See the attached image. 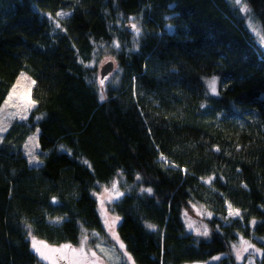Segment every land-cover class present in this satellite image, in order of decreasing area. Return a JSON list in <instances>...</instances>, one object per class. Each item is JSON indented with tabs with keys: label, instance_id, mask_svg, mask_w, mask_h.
<instances>
[{
	"label": "trees",
	"instance_id": "16d2710c",
	"mask_svg": "<svg viewBox=\"0 0 264 264\" xmlns=\"http://www.w3.org/2000/svg\"><path fill=\"white\" fill-rule=\"evenodd\" d=\"M243 1L264 31V0ZM104 55L115 70L100 88ZM21 72L37 103L0 141V264L39 261L29 225L51 244L103 231L96 193L119 172L129 188L109 208L136 264H244L239 237L264 248V47L235 0H0V106ZM192 201L210 237L187 230Z\"/></svg>",
	"mask_w": 264,
	"mask_h": 264
},
{
	"label": "rangeland",
	"instance_id": "374dc122",
	"mask_svg": "<svg viewBox=\"0 0 264 264\" xmlns=\"http://www.w3.org/2000/svg\"><path fill=\"white\" fill-rule=\"evenodd\" d=\"M240 6H241V9H243L244 6L247 7L248 11L245 12V11L242 10V12L245 15H247V20H248L249 26L254 31V33H255V35L257 37L258 43L262 47H264V31L261 28L260 23L258 21H256L255 19H253L250 16L249 8L244 3L243 0L241 2ZM59 12L70 13L69 10H59L57 13H59ZM58 17H60V16H58ZM64 17H66V16H63V17H60V18H64ZM108 60H114V58H112L110 55H104L103 58L101 59L99 65H98V68L100 69L101 65H103V63L106 62V61H108ZM113 70H115V68ZM21 73L26 74L27 77H30L31 80H33V78L31 76H29L27 73H25V72H21ZM111 76H112V72L109 73V74H107L104 78H101L100 75H99V73H97V80H98V83H99L100 88H102L106 84V82L109 79L112 78ZM209 78H211V77H208L207 79H209ZM101 80H104L103 85L100 84V81ZM18 81H19V84H17ZM14 85L17 86V92L18 93L24 94V93L27 92V89H28V87L30 85V81L21 78V74H19V76L17 77V79L14 82L13 86ZM13 86L11 87L9 93L11 92ZM32 87L33 86H31V95H32ZM9 93H8V95H9ZM8 95H7V97H8ZM7 97H6V99H7ZM5 100L3 101V103L1 104L0 107H2L4 105ZM32 109L26 113L27 117L30 115V112L32 111ZM17 111H19L21 113V115L24 114L22 107H20V108H11V107H9L7 109V112L6 113H0V126L6 125L7 128H8L9 125H10V123L14 119L22 120L20 118V116H16L15 118H12L11 116H8L7 115V113H12V112H17ZM39 131H40L39 128H36L33 132H31L27 136V139L25 140V142L23 144V152L27 156V158L29 160V163H30L31 157H30L29 151L25 147V145L27 144V145H29V147H31V144L29 142V138L30 137H34V136L36 137V140L38 141V147L35 148L34 154H35L36 157H38V160H39V163L38 164H41L42 163V160L38 156V151L40 149V146H39ZM5 132L6 131L0 132V138L3 137V135H4ZM1 140L2 139H0V141ZM32 164L37 165V163H32ZM121 175L123 176V174L121 172H119L118 175L114 176V178L110 182L104 184L102 186V188L96 193V197H97V200H98V206H99V213H100V216H101V219H102V224H103V231H101V232H98V231L88 232V231H85L84 230L83 233L81 234L80 240L77 243H75V244H71V243L51 244L49 242H46L43 239H40V238L36 237L33 234L32 235L35 236L38 240L45 241L50 246L59 247L60 245H63V244H70L73 247H77V248L80 247V243H81V240L83 239V237L85 235H87V243L85 245L86 250L87 249L95 250L97 252V254L103 258L104 264H136L134 262L133 258L131 257V254L127 250L124 242L120 239V237L118 235L117 225H118L119 222L115 224L114 229H113L114 232L119 237V241H117L115 238H113L111 232H109L108 228L106 227V225L104 223L105 214L102 212L101 204H100V200L101 199H104V201H105L104 207L107 208V218L109 220V223H111V218L112 217H117V215H115L110 210V208H109L110 202L107 200L108 193H106L104 191V189L106 187L107 188H111V186H112V184H113L114 181H119L118 190L123 193L124 190H123V186L122 185H126L125 186L126 188H129L128 187L129 185L125 183V181H124V179H123V177ZM209 177H212V176H209ZM209 177L203 178V181H205L206 183H208L207 182V179ZM228 204L229 203H226V206H227V215H228ZM207 213H211V212L208 210V208L204 204L199 203V202H195V201H192L191 203H189L188 206H187V208L183 212V219L185 221V225H186L187 230L190 231V232H192V233H194V234H196V235L201 236L200 234H198V232L202 233L205 230V227H206L207 230H208V235L206 237H210L211 236V233H212V227L209 224V219H210V217L212 215L211 216H208ZM53 221H56V219H53ZM190 225H191V227H190ZM202 236H205V235H202ZM28 238L30 240V245H31V237L29 235H28ZM241 238H243L244 240H247L251 244L255 245V248L256 249H260L261 252H256L253 249H249L248 252L242 253L243 259H237L236 251L232 247V245H234V244L239 245L240 244V241H241ZM261 241H262V243H264V238H261ZM120 242H122L124 244V246H125L124 248H121L120 247ZM232 245H231V253L235 256V258H236V260L238 262H243L244 264H256L255 259L256 258H261L263 256V253H264V248L256 245L254 243V241L252 239H249V238L239 237ZM97 246H99V248ZM100 248H103V249L107 250V254L101 253L100 252ZM226 254L227 253H223L222 252V253H218V254L212 256L208 260L190 261V262H186L184 264H209V263L216 262V261L219 260V259L218 260L214 259V257H220V258H222ZM129 256H130V259H129ZM38 258H39V261H36L34 264H49V262L42 260L39 256H38ZM60 264H67V261H61Z\"/></svg>",
	"mask_w": 264,
	"mask_h": 264
},
{
	"label": "snow or ice",
	"instance_id": "6c2138e0",
	"mask_svg": "<svg viewBox=\"0 0 264 264\" xmlns=\"http://www.w3.org/2000/svg\"><path fill=\"white\" fill-rule=\"evenodd\" d=\"M235 2L239 5L241 4L242 0H235ZM243 11L247 12L248 9L246 6L243 7L242 9ZM70 15V13H65V12H59L57 13V16L63 17V16H67ZM56 27H60L59 23L56 24ZM132 28L135 29V33L137 36L140 35V29L133 24ZM116 47H119V45L117 44ZM21 78L25 79V80H29L30 81V85L27 89V92L24 94L18 93L17 92V86L14 85L11 92L9 93L7 99L4 102V105L2 107H0V113H6L7 109L9 107L11 108H23V112L24 114L21 115V113L19 111L17 112H12V113H7L8 116H11L12 118H15L16 116H20L21 119H27V115L26 113L28 111H30L32 108H34L36 106V101L32 99V95H31V86H34L36 84L35 80H31L30 77H27L26 74L21 73ZM104 80L100 81V84L103 85ZM206 86H207V91L209 94L211 95H218V84H219V78L218 77H211L209 79H207L205 81ZM17 84H19V81L17 82ZM101 99H103V97H101ZM41 117H37V119H40ZM3 131H7V126H0V132ZM38 131V130H37ZM2 139V138H0ZM29 142L31 144V147H29V145H25V147L28 149L29 151V155L31 157L30 159V163H39L38 157L35 156L34 154V150L35 148L38 147V141L36 140V137H30L29 138ZM217 151H219V148L216 149ZM137 179H139V177H137ZM214 179V177H209L207 179L208 183H211L212 180ZM118 184L119 181H114L111 188H105L104 191L106 193H108L107 196V200L109 202L112 201H116L119 200V198L121 196L124 195V193L120 192L118 190ZM141 191H147L149 193H151V189H141ZM53 202H56V198L53 197ZM100 204H101V209L102 212L105 214V220L104 223L106 225V227L108 228L109 232H111L113 238H115L117 241H119V237L118 235L114 232V226L116 223L119 222L120 217H112L111 218V223H109V220L107 218V208L104 207L105 205V201L104 199L100 200ZM203 214V213H202ZM208 216H211V213H207ZM228 215L229 217H242V213L241 210L238 208H233L231 203L229 202L228 204ZM63 219L62 217H59L56 219V222H58L59 220ZM252 224H255L256 221H251ZM29 228V236L31 237V247L33 249V251L44 261L49 262V264H60L61 261H67V264H104L103 258L101 256H99L97 254V252L95 250L92 249H87L85 248V245L87 243V235H85L83 237V239L81 240L80 243V247H73L70 244H63L60 245L59 247H55V246H50L49 244H47L45 241H41L38 240L35 236L32 235L31 233V226H27ZM149 227H154L149 225ZM191 227V225H190ZM198 234L200 235H208V230L205 227V230L200 233L198 232ZM99 248V246H97ZM120 247L124 248V244L122 242H120ZM232 247L235 249L236 251V256L237 259H243V255L242 253L244 252H248L249 249H253L256 252H261L260 249H256L255 245L251 244L249 241L244 240L243 238H241L240 244L239 245H232ZM100 252L101 253H105L107 254V250L100 248ZM130 259V256H129ZM214 259L218 260L220 259V257H214Z\"/></svg>",
	"mask_w": 264,
	"mask_h": 264
},
{
	"label": "water",
	"instance_id": "95a60500",
	"mask_svg": "<svg viewBox=\"0 0 264 264\" xmlns=\"http://www.w3.org/2000/svg\"><path fill=\"white\" fill-rule=\"evenodd\" d=\"M114 66H115V64H114L113 60H108V61L104 62L100 68V76L102 78L105 77L107 74H109L114 69Z\"/></svg>",
	"mask_w": 264,
	"mask_h": 264
}]
</instances>
